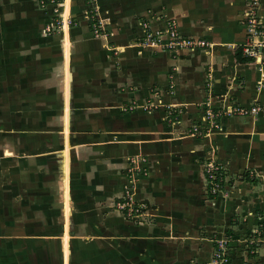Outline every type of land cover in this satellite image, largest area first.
<instances>
[{
    "label": "crops",
    "instance_id": "crops-1",
    "mask_svg": "<svg viewBox=\"0 0 264 264\" xmlns=\"http://www.w3.org/2000/svg\"><path fill=\"white\" fill-rule=\"evenodd\" d=\"M250 2L97 0V11L107 23L108 33L96 37L90 29L83 0H67L64 16H72L75 24L65 25L53 36L44 32L51 13L46 12V15L40 11L37 0H0V45L13 49L18 57L16 64L20 60L23 67L30 66L26 67V76L29 80H38L35 89L37 83L40 90L45 89L46 80H52L54 61L61 64L63 115L76 110L92 114L116 113V108L120 107L114 105L119 103L115 101L118 94L125 97V101L134 99L140 104L147 97V104L154 105L147 111L146 141L127 137L123 132L121 139H108L110 124L102 114L101 118L90 122L93 132L89 136L83 133L75 138V132H71L70 143L76 153L71 150L70 157L65 158L62 152L57 157L50 152L41 153V145H50L47 139L43 144L39 139L33 143L37 151L26 156L32 166L35 161L41 162L35 169L38 175L27 186V191H45L51 203L57 193L64 206L63 177L68 176L72 223L89 229L94 225L93 229L99 230L96 237L104 244L99 254L93 256L78 250L74 255L79 261L77 264H88V261L89 264H205L212 258L215 242L223 238L232 240L234 264H244L246 260L248 264H264V117H225L221 128L208 136L189 134V127L200 120L203 104L208 99L216 107L224 101L247 107L264 106V81L259 66L255 61L236 64L234 60L235 49L246 42L244 13ZM257 11L264 28V0H259ZM169 20L179 25L182 35L202 40L206 46L195 51L145 50L141 46L142 24L148 21L154 30L164 29ZM109 65L112 68L106 69ZM133 65L140 71L134 68L133 72ZM92 66L95 71L90 70ZM126 66L131 70H124ZM9 71L0 65V82H7L12 75ZM76 71L81 72L79 80L83 83L79 91L73 87ZM128 76L131 83L127 82ZM15 93V98L21 99L19 93ZM75 95L81 97L79 107L73 105ZM3 97L8 101L6 105H10L12 101L7 99V94ZM19 103L23 105V101ZM64 103L70 104L64 108ZM18 104L15 103V107ZM41 108L43 106L38 105L36 109L42 111ZM170 112L174 114L172 117ZM73 123L75 121L71 120L72 129L76 127ZM46 125L50 129V124ZM62 125L64 128V120ZM64 142L63 134L62 145ZM139 143H143L142 148H138ZM145 148L147 181L136 188L133 197L147 204V227H135L115 209V203L124 194L129 159L143 154ZM7 151L12 153L8 145L4 153H0L2 168L13 161L17 168L23 160L28 161L18 151L10 156L5 154ZM209 159H214L224 169L226 195L215 198L207 191L204 165ZM41 166L47 167V181L45 174H41ZM23 171L17 168L13 176L18 179ZM3 174L9 173L1 169L0 175ZM59 176L60 188L54 179ZM21 185L15 186L16 191L22 187L24 193L23 182ZM12 206L10 200L0 205L1 209H7L0 211L1 225L12 226L7 222V211ZM47 208L54 209L55 204ZM47 216L48 222H55V212H48ZM4 226L0 228V264H24L19 260L22 256L11 248L20 247L22 251L25 244L30 250L28 256L34 260L37 255L39 262L38 245L42 241L39 235H31L30 242L13 245L9 241L23 237L17 233L11 237L7 229L3 232ZM104 228L112 233L104 232ZM18 230L16 228L15 232L21 234ZM78 235L86 240L91 238L83 233ZM46 240L50 264L49 257H54L56 252V239L48 236ZM86 240H76V248L90 247ZM253 240H257L256 253L248 255L247 242ZM63 241L68 244V249L64 245L63 257L66 252L72 257L70 238L65 236ZM65 264L70 261L67 259Z\"/></svg>",
    "mask_w": 264,
    "mask_h": 264
},
{
    "label": "rangeland",
    "instance_id": "rangeland-1",
    "mask_svg": "<svg viewBox=\"0 0 264 264\" xmlns=\"http://www.w3.org/2000/svg\"><path fill=\"white\" fill-rule=\"evenodd\" d=\"M250 5V3H249ZM248 5V6H249ZM40 11V7H38ZM46 13V12H44ZM48 15V13H46ZM162 18V17H160ZM159 18V19H160ZM164 20V18L162 19ZM148 22V21H147ZM171 21H167L166 24L170 23ZM149 23V22H148ZM150 25V24H149ZM179 26V25H178ZM141 46L144 47L145 50L149 51L150 48H147L146 45L144 46L141 41ZM78 49L76 48L75 51ZM145 51V54H149ZM16 58V60H15ZM14 59V60H13ZM18 57H16L13 54V49L5 48L4 46L0 45V62H2V69L7 68V70H10L11 77L6 79L4 82H0V103H2V107L0 106V149L1 152H3L6 145H8V149L14 154L18 151V154L25 155V159H28L26 156H29L33 152L35 153L37 151L36 146L33 145L38 139L43 144V140L47 139L50 142V145H41V153L44 152H50L52 154H55L56 157L58 155L62 154L65 156V158L71 156V150L72 153H76L75 146L71 145L70 143V136L71 132H75L76 136L75 138H80L83 133L88 134L86 136H89L91 132L90 129V122L96 121L99 118H101L103 113L99 114H92V113H86L83 111L76 110L75 112L71 111L70 113H64L62 112L63 109V83H62V68L61 64L59 62L54 61L51 67H55L54 73L52 74V77L50 81L46 80L45 89L38 88V83L35 89V84L38 82V80H29V78L26 76L27 70L26 67H23L21 64V61L19 60L18 64L15 62L17 61ZM14 61V63H12ZM0 64V65H1ZM14 64V65H13ZM13 65V66H11ZM11 66V69H10ZM121 68V65H119ZM147 66V65H146ZM136 66H132V70L134 71V68ZM140 67V66H138ZM112 65H109L106 69H111ZM131 68L128 66L125 67L124 70L130 71ZM136 69V68H135ZM91 71H95V67L92 66ZM136 71H140L139 69H136ZM77 72V71H76ZM14 73V75H13ZM80 73L77 72L73 77V87L74 90H80L82 87V82L79 80ZM139 73V72H138ZM140 74V73H139ZM133 75V74H132ZM11 79V80H10ZM130 79V81H128ZM41 81V80H39ZM127 82L131 83V77L128 76ZM126 82V83H127ZM130 88V87H129ZM34 90V91H32ZM37 90V91H36ZM51 90V91H50ZM23 91V92H22ZM19 93V97L15 98L17 94ZM22 92V94H20ZM121 93L125 94L126 92ZM4 94H7V99L9 98V101L11 102L12 108H9V104L6 99L4 98ZM125 97L118 94L116 96L115 101H118V104H114L117 106H120L119 108H116V113H112L108 115L107 113L103 114V119L108 121L107 123L110 124L109 130L110 133L107 135L108 139H121L120 137L126 135L130 138H136V139H147V97L144 99V103H139L138 101L133 100H124ZM81 99L79 95H75V98H73V102L75 100L74 106L79 107L80 103L78 100ZM23 101V105H21L19 102ZM69 99H64V101H68ZM7 101V102H6ZM15 103H19V106L15 107ZM41 105L43 108H41L42 111H37V106ZM70 103H64V108L69 105ZM34 112V113H33ZM23 113V114H22ZM66 114V115H65ZM107 114V115H106ZM112 118H111V117ZM64 117V119H63ZM64 120V128L62 125V121ZM71 120L75 121L74 126L75 128H71ZM85 122V125L83 124ZM50 124V129L47 128L46 124ZM83 124V125H82ZM119 125V127H118ZM133 125V128L131 127ZM88 126V127H87ZM97 130V129H96ZM97 131H100L99 129ZM96 131V132H97ZM120 132V133H118ZM121 132H123L124 135H121ZM63 134H64V145H62L63 142ZM74 135V134H73ZM67 137V138H66ZM49 138V139H48ZM45 141V140H44ZM79 142V141H78ZM66 144V145H65ZM146 144V143H144ZM147 145V144H146ZM113 147L117 145H111ZM138 148H142L143 143L138 144ZM110 148V147H109ZM118 148V147H115ZM144 148V147H143ZM4 153V152H3ZM8 151L5 153L7 156L12 155ZM147 148L143 151V154L141 153L137 157H132V159H129L128 166L126 167V181L129 182V180H132L135 183L134 191L136 195L137 189L144 184L145 181H147ZM15 155V154H14ZM19 156V157H21ZM31 156V155H30ZM30 160V161H29ZM2 162V161H1ZM57 162V161H56ZM38 163L41 162H34L33 166L31 165V159L23 160L21 166H17L20 171L22 169L24 170L19 175V178L17 179L14 174L16 168V161H13L11 164L4 166L3 168L0 167V170L2 169L4 172L9 174H3L0 175V186H2V192L0 193V205L3 204V202L11 201L13 202V206L10 210L7 211V214L9 216V219L7 222L12 223V226L8 223L9 226H4L0 224V228L4 226L3 232L8 231L10 236H14L17 233L18 236H22L23 239H13L10 238L9 242H12L14 244H19L22 242L23 244L27 241H32L30 236L36 235L39 239H41V243L38 245L40 248L39 251V259L40 261L37 262V255H35V259L33 260L30 256H28L30 250L29 247L25 244L22 248L20 247H13L11 248L15 253H18V256H22L21 259L24 264H48L47 262V240L48 236H55L56 239V245H55V255L54 257H49V263L50 264H65V261L67 259L70 261V264H77L79 261H76L74 259V255L77 254L78 250H83V252L92 253L91 255L95 256L96 254H99V250H101V246L104 245L101 243L102 241L98 240L96 235L99 232V230L93 229L94 225H92V229L87 228L86 226H82L80 224H73L71 219V195H70V186L68 183L70 182L69 177L64 175V186L62 187L63 192V200L65 202V205L63 206V201L59 199V195L55 193V201L53 202L55 204V208H47V206H53L54 204L51 203V198L46 199V192L36 189V191L32 192L31 190L27 191V186L31 184L32 179L35 180V177H37L38 173L36 172L37 165H40ZM67 163V160L64 163ZM57 165H60V162H57ZM44 169V170H43ZM43 170V171H42ZM47 170L46 166H41L40 171L42 176L45 174L46 181L49 179V172ZM45 172V173H44ZM23 174V179H22ZM64 174H65V167H64ZM5 177V178H4ZM59 177H54L57 184H62V179ZM52 179V178H51ZM23 182L24 186V193L21 192L22 187L18 188V191H16L15 186H22L21 183ZM42 185V181H40ZM39 184V186H40ZM124 187V186H123ZM1 188V187H0ZM137 188V189H136ZM6 189V190H5ZM133 191V196H134ZM61 194V193H60ZM2 196V198H1ZM17 196L19 197L17 200ZM37 196V197H35ZM209 196V195H208ZM139 204H141L143 207V213L146 214L145 220H142L143 223L139 224L137 222H132L135 227H147V204L137 200L135 197H133ZM2 199V200H1ZM16 200V203H15ZM10 208V207H8ZM6 211L5 207L1 209L0 211ZM48 212H55L56 219L48 222ZM1 216V214H0ZM7 216V217H8ZM123 216V215H122ZM124 217V216H123ZM64 218V221H63ZM126 219V218H125ZM127 220V219H126ZM14 221V222H13ZM47 221V222H46ZM79 221V220H78ZM129 223L131 221L127 220ZM130 226V225H129ZM131 227V226H130ZM16 228H19V234L16 231ZM35 228V229H34ZM127 229V228H126ZM11 230V231H10ZM128 231V229L126 230ZM2 232V231H0ZM12 232V233H11ZM49 232V234H48ZM104 232H108V229L104 228ZM110 233H112L109 230ZM108 232V233H109ZM79 233L87 234L88 236H91L89 240H86L85 237L81 238ZM90 233V234H88ZM108 233H106L108 235ZM78 236H77V235ZM68 236L70 238V253H72V257H70L69 252L65 253L63 257V252L65 250L64 245H66V248L68 249V244L63 241L64 237ZM27 238V239H25ZM83 239L86 240L87 244L91 245L88 246L87 249L84 248H76V240ZM28 244V243H27ZM22 245V244H21ZM33 248V247H32ZM37 246H35V249ZM44 250V251H42ZM63 250V251H62ZM107 250V249H106ZM20 256V257H21ZM68 256V257H67ZM2 258V257H0ZM4 258V257H3ZM45 259V261H43ZM71 259V260H70ZM90 262L88 261V264Z\"/></svg>",
    "mask_w": 264,
    "mask_h": 264
},
{
    "label": "built area",
    "instance_id": "built-area-1",
    "mask_svg": "<svg viewBox=\"0 0 264 264\" xmlns=\"http://www.w3.org/2000/svg\"><path fill=\"white\" fill-rule=\"evenodd\" d=\"M87 6L90 29L94 36L107 35V23L100 17L97 11V0H83ZM38 6L44 12H50V20L44 27V32L48 36H53L61 31L65 25L75 24L72 16H64L63 8L67 0H37ZM259 0H251L248 10L244 13V24L247 29L246 42L243 46V54L247 58L254 59L259 66L261 80L264 81V28L259 17L257 7ZM143 37L142 44L150 49H188L195 51L206 46L202 40H196L184 36L179 31V26L175 21H171L164 29L154 30L148 22L142 24ZM202 117L189 127V134L193 136L205 137L211 132L221 128V121L225 117H264V106L254 104L247 107L237 103L224 101L219 106H213L212 100L208 99L203 104ZM202 106V107H203ZM154 105L147 104V111ZM171 117L174 115L170 112ZM204 175L208 193L213 197L226 195L227 178L223 167L214 159H209L204 165ZM135 183L129 180L124 185V194L115 203V209L131 222L142 224L146 214L143 213V206L133 198ZM232 240L223 238L215 243L214 252L210 261L205 264H234L231 256ZM257 240L247 242V254L256 253L255 244ZM244 264H248L247 260Z\"/></svg>",
    "mask_w": 264,
    "mask_h": 264
},
{
    "label": "trees",
    "instance_id": "trees-1",
    "mask_svg": "<svg viewBox=\"0 0 264 264\" xmlns=\"http://www.w3.org/2000/svg\"><path fill=\"white\" fill-rule=\"evenodd\" d=\"M234 60L236 64H247L254 61L253 59L244 56L243 46H239L235 49Z\"/></svg>",
    "mask_w": 264,
    "mask_h": 264
}]
</instances>
